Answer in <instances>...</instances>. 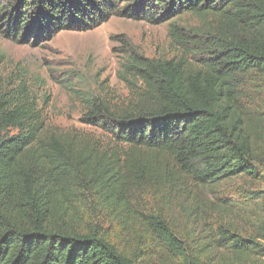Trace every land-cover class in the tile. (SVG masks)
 <instances>
[{
	"label": "trees",
	"instance_id": "obj_1",
	"mask_svg": "<svg viewBox=\"0 0 264 264\" xmlns=\"http://www.w3.org/2000/svg\"><path fill=\"white\" fill-rule=\"evenodd\" d=\"M184 14L201 24L172 26L173 57L126 54L124 102L84 101L82 123L102 136L49 129L28 84L0 74V264H133L97 233L62 221L78 195L88 193L106 210L127 207L139 189L190 196L253 177L263 119L244 87L252 76L264 77V0L0 3L1 37L22 45L91 31L112 17L160 25ZM140 217L158 247L184 257L162 214ZM217 235L220 247L231 246L238 256L264 255L229 230Z\"/></svg>",
	"mask_w": 264,
	"mask_h": 264
},
{
	"label": "rangeland",
	"instance_id": "obj_2",
	"mask_svg": "<svg viewBox=\"0 0 264 264\" xmlns=\"http://www.w3.org/2000/svg\"><path fill=\"white\" fill-rule=\"evenodd\" d=\"M200 24L187 14L160 25L112 17L91 31L61 32L41 44L34 39L17 44L0 35V74L28 84L49 129L74 128L102 136L100 129L82 123L84 101L97 97L112 104L124 102L129 92L120 79V65L126 54L169 59L174 55L172 26L187 30ZM244 88L252 111L263 119L264 140V77L252 76ZM133 194L127 207L106 210L88 193L78 195L61 220L73 230L97 233L133 264H264V255L238 256L231 246L220 247L217 235L219 228L229 230L264 251V147L255 151L251 178L195 189L190 196L179 192L164 197L148 189ZM140 213L162 214L185 247L184 257L158 247Z\"/></svg>",
	"mask_w": 264,
	"mask_h": 264
}]
</instances>
